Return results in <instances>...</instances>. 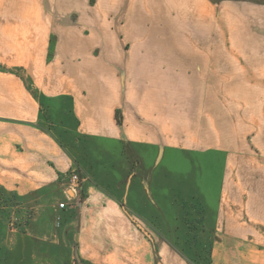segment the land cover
<instances>
[{
  "label": "crops",
  "instance_id": "0c3cea01",
  "mask_svg": "<svg viewBox=\"0 0 264 264\" xmlns=\"http://www.w3.org/2000/svg\"><path fill=\"white\" fill-rule=\"evenodd\" d=\"M231 1L0 0V186L50 264H264V43L219 42Z\"/></svg>",
  "mask_w": 264,
  "mask_h": 264
},
{
  "label": "rangeland",
  "instance_id": "374dc122",
  "mask_svg": "<svg viewBox=\"0 0 264 264\" xmlns=\"http://www.w3.org/2000/svg\"><path fill=\"white\" fill-rule=\"evenodd\" d=\"M253 3L255 5L249 4ZM247 0H233L231 4L237 5V8L241 11L240 15L243 14L242 19L239 21L230 20V27L223 25V21L221 20L220 30L221 34L219 37V42L226 44H237V43H264V1L263 0H255L249 1ZM225 4V3H224ZM224 4H220L219 6H223ZM258 4V5H256ZM247 14V15H245ZM259 15V19L254 20L253 26H256L258 30H254L253 32L261 33L260 35H255L251 37L250 35H242L246 30L243 24L247 22V17H252V15ZM66 22L71 24H79V21L74 16L65 17ZM250 20V19H249ZM229 23V22H228ZM82 26V25H80ZM84 30H87L83 28ZM212 35V34H211ZM203 36L202 42L210 41L212 37ZM215 35V34H214ZM196 38V37H192ZM210 38V39H209ZM217 38V37H213ZM214 42H217L216 40ZM7 70H10L17 75H20L21 71L19 67L13 66ZM220 113H222L221 124L217 125L215 121L210 124L203 123V130L198 132V135L204 134V129L211 128L216 132V129H222L224 127V119L228 114V104L229 101L223 100L220 102ZM224 134V132H221ZM71 169L77 170L81 175V183H80V192L81 199L83 198V183L87 178V175L83 172L82 169L74 167ZM69 169L66 173V181L68 173L71 170ZM62 201V200H59ZM37 214V208L34 203H25L22 201L15 193H10L3 189L0 186V264H50L51 261L46 260L44 256L38 253V250H41V244L37 243L35 238L25 237L23 235H35V217ZM60 212H57L56 219H59ZM57 228V227H56ZM199 246V245H198ZM209 245L203 246V252H198L195 254V258L190 259V264H209L210 254L207 252L209 250ZM74 261L73 264H76ZM62 264H72L70 260H64Z\"/></svg>",
  "mask_w": 264,
  "mask_h": 264
},
{
  "label": "built area",
  "instance_id": "2783aa9c",
  "mask_svg": "<svg viewBox=\"0 0 264 264\" xmlns=\"http://www.w3.org/2000/svg\"><path fill=\"white\" fill-rule=\"evenodd\" d=\"M81 175L75 170L71 169L68 173L66 182L65 198L57 205L59 209H68L73 207L76 203L81 201L80 192Z\"/></svg>",
  "mask_w": 264,
  "mask_h": 264
}]
</instances>
